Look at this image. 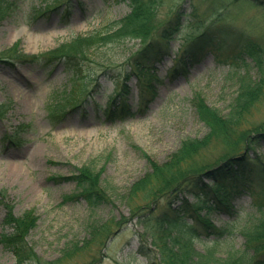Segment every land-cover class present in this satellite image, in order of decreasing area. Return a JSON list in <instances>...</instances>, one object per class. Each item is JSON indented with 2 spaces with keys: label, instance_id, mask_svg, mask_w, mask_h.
<instances>
[{
  "label": "rangeland",
  "instance_id": "1",
  "mask_svg": "<svg viewBox=\"0 0 264 264\" xmlns=\"http://www.w3.org/2000/svg\"><path fill=\"white\" fill-rule=\"evenodd\" d=\"M11 1L17 7L0 16V53L14 47L27 55L46 52L121 20L133 9L131 0H70L71 16L64 23L55 10L29 17L32 7L45 8L52 0ZM262 1L143 0L155 9V22H165L178 12L185 28L170 42L169 56L152 71L154 88L142 100L138 76L129 81L120 77L128 70L125 59L139 40L94 50L90 61L83 62V74L75 84L61 64L44 68L33 62L0 61V235L12 232L2 223L8 214L17 218L32 213L36 222L26 242L38 261L26 264H146L145 258H135L137 234L143 232V225L132 214L134 184L150 172L151 161L164 164L183 141L199 140L209 133L197 112L199 101L225 115L242 77L264 78V64L259 66L251 56L233 51V46L245 49L246 42H251L264 60ZM210 25L217 31L228 28L234 32L232 51L224 57L229 59L223 62L209 54L197 64L184 61L173 71L190 36ZM117 87L128 92L123 97L131 114L124 119L111 115L121 100ZM71 92L73 100L67 105ZM81 102L82 108L70 110ZM263 121L264 91L250 117L254 124ZM222 151L213 144L200 151L197 160L206 155L218 157ZM251 152L264 165V146ZM86 168L98 173L97 184L102 188L95 207L71 179ZM249 177L242 176L241 184ZM253 180L254 191H249V185L218 191L224 200L219 206L212 194L200 200L186 196L193 206V212L186 215L188 222L201 216L228 230L220 237L201 231L194 242L198 251L215 248L225 255L244 245L243 230L264 210V180L257 173ZM93 225L97 230L108 226L112 232L106 250L102 249L104 255L97 258L99 253L83 251L75 255L73 245L86 246ZM0 264H17L14 254L1 243Z\"/></svg>",
  "mask_w": 264,
  "mask_h": 264
},
{
  "label": "trees",
  "instance_id": "2",
  "mask_svg": "<svg viewBox=\"0 0 264 264\" xmlns=\"http://www.w3.org/2000/svg\"><path fill=\"white\" fill-rule=\"evenodd\" d=\"M70 2V0H52L45 8L32 7L28 15L29 17L46 15L55 10L60 12L64 18L63 22L67 23L71 16ZM262 3L264 4V0ZM130 6L133 9L123 19L113 21L112 24L98 28L87 35L77 36L52 50L27 55L14 47L0 53V61L33 62L39 63L44 68H54L61 64L75 84L83 74V62L90 61L89 56L94 50L117 48L129 41L139 40V46L125 59L124 66L128 67V70H123L125 74L121 72L120 77L129 81L133 75L138 76L142 100L147 96V92L154 88L153 82L156 79L152 71L158 63L169 56L170 42L185 26L182 22V13L177 12L169 20L157 23L156 11L154 12L155 9L151 4L148 6L143 4V0H131ZM16 7V1L0 0V16ZM233 37L235 35L231 29L217 31L212 25L205 27L186 41L173 71L176 72L184 61L191 65L197 64L209 54L215 55L220 61H227L229 58H224L225 52L232 51L230 45L235 41ZM252 45L256 44L246 42L245 49L244 46L242 48L233 46V51L240 50L236 53L251 56L255 64L263 66L264 60ZM257 48L261 50L260 47ZM246 66L250 64L246 63ZM263 86L264 78L253 81L248 74L242 77L237 95L225 115L199 101L197 112L199 118L208 126L209 133L199 140L183 141L170 160L164 164L151 161L150 172L143 180L134 184L130 198L134 201L132 214L136 218L140 217V223L143 225V232L137 234L139 248L135 258L138 255L140 258H145L146 264H264L263 209L260 210L259 217L243 230L244 245L240 249L228 251L225 255L218 254L215 248L200 252L194 247V242L200 239L203 231L220 237L228 233L227 229H219L201 216H194L192 222H188L186 218L188 213L193 212V206L188 202L187 195H193L200 200L203 195L212 194L215 203L219 206L224 200L217 194L218 191L225 190L226 187L235 189L242 185H249V191H254L253 176L256 173L264 180L263 163L251 157L253 153L251 151L264 146V121L260 124L250 122L253 109L264 91ZM117 93H120L121 100L119 104L114 105L111 115L124 119L126 114H131L123 97L128 92L124 87L123 89L117 87ZM69 100L70 102L73 100V94L72 98L68 100L66 98L67 105ZM82 104L83 102L76 104L70 110L82 108ZM60 107L61 105L57 106ZM213 144L221 146L222 153L212 158H207L206 155L204 159L198 161L200 151ZM246 174H249V180L246 184H241V177ZM71 179H75L84 189L86 200L95 207L96 201L102 196V188L97 184L98 173L94 169L86 168ZM254 197L260 198L257 193ZM177 203L181 204L177 205ZM160 207H162L161 212H158ZM35 222L36 219L30 212L17 218L8 214L2 222L4 225H9L12 232L2 233L0 243L14 254L17 264L36 263V255L27 247L26 242V235L34 227ZM96 226H91L94 233L86 246L75 242L73 245L75 255L81 251L85 254L99 253L97 258L104 255L102 249L106 250L112 232L108 226H103L101 230H97ZM103 236L106 238L104 239ZM91 259H94V256Z\"/></svg>",
  "mask_w": 264,
  "mask_h": 264
}]
</instances>
